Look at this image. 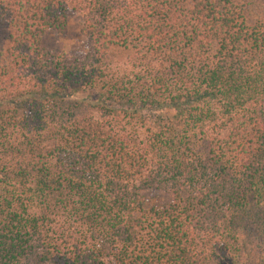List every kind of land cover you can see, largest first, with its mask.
Wrapping results in <instances>:
<instances>
[{
    "label": "trees",
    "instance_id": "obj_1",
    "mask_svg": "<svg viewBox=\"0 0 264 264\" xmlns=\"http://www.w3.org/2000/svg\"><path fill=\"white\" fill-rule=\"evenodd\" d=\"M253 4L0 0V264H264Z\"/></svg>",
    "mask_w": 264,
    "mask_h": 264
},
{
    "label": "rangeland",
    "instance_id": "obj_2",
    "mask_svg": "<svg viewBox=\"0 0 264 264\" xmlns=\"http://www.w3.org/2000/svg\"><path fill=\"white\" fill-rule=\"evenodd\" d=\"M248 21L253 23L264 16L260 4L251 5L245 13ZM7 32L0 26V47L5 46ZM47 46L58 52H63L72 59L85 58L89 54V42L84 35L83 26L76 14H70L69 29L65 35L49 33L45 37Z\"/></svg>",
    "mask_w": 264,
    "mask_h": 264
}]
</instances>
